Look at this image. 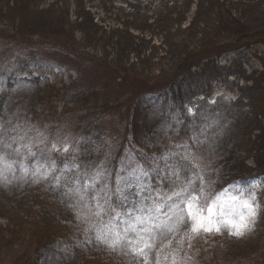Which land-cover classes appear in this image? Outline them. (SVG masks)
I'll return each instance as SVG.
<instances>
[{
	"label": "rangeland",
	"instance_id": "rangeland-1",
	"mask_svg": "<svg viewBox=\"0 0 264 264\" xmlns=\"http://www.w3.org/2000/svg\"><path fill=\"white\" fill-rule=\"evenodd\" d=\"M262 31L264 0H0V153L19 148L0 161V264L29 255L35 264H137L98 242L90 225L140 206L147 214L148 198L173 190L171 168L189 153L204 176L205 216L211 207L215 218L239 221L253 191L259 207L241 237L223 227L195 233L189 222L161 264H171L169 253L177 264H264V42L239 45ZM226 44L195 61L199 48ZM52 161L49 178L34 183ZM137 165L143 174L125 187ZM98 171L94 201L85 183ZM190 175L179 172L181 181ZM155 259L156 250L148 264Z\"/></svg>",
	"mask_w": 264,
	"mask_h": 264
},
{
	"label": "snow or ice",
	"instance_id": "snow-or-ice-1",
	"mask_svg": "<svg viewBox=\"0 0 264 264\" xmlns=\"http://www.w3.org/2000/svg\"><path fill=\"white\" fill-rule=\"evenodd\" d=\"M191 110L189 109V112ZM22 139V137H21ZM195 140L196 137H193ZM11 145L9 143H3L4 149H9ZM24 147L28 148V156L35 157L36 152L31 151V147L25 145ZM187 147V146H185ZM52 148L56 151V146L53 145ZM64 151L67 152L68 148L65 147ZM14 154H19V148L13 149L12 152H3L0 153V161H6L10 156ZM167 160V157H163ZM198 157L194 154L189 153L188 156H181V161H187V163L178 162L171 171L174 172L177 179L172 181L175 186L171 192L165 193L163 196H157L159 199H153L149 197L148 199L152 200V207L147 209V214L145 209L140 206L137 208L139 214L133 215L132 211H127L123 216L119 212H115V215L110 217L108 222L101 220L100 226L97 228L93 223L90 226L96 228V240L102 244L108 246L112 251H124V254L127 255L129 252L133 254L134 257L138 258L137 264H148L149 253L156 250V259L155 264H161L160 253L163 252L165 247L171 245L172 239H175V233L180 230V228L188 225L190 222V230L195 233H199L201 230L205 233L211 234L213 231L217 234L221 232V228L228 230L229 235H234L241 237L245 234V230H250L249 224L254 222L256 216V208L259 207V202L257 201L256 193L253 191L249 194V199L241 201L244 208L248 209L247 216L244 214H239V221L234 220L231 216H223L221 214L220 219L215 218V214L212 211V208H208V215L205 216L200 209L199 201L202 198V194L205 191L204 188V176L202 175L198 161ZM12 163H4V168L7 170L12 169ZM75 167V165H73ZM55 168V161H52L49 168L43 173L40 172L39 168L33 173V182H39L35 177H40V179L47 180L50 173ZM181 169L187 170L191 173L186 180L181 181L179 177V172ZM25 171H27L25 169ZM143 174V170L139 165L135 169L129 171L128 177L124 179L125 187L130 186L132 183H135L139 176L137 173ZM103 175L102 171H98L91 178V185L87 182L85 183V191L88 187L91 186L94 190V195L92 199L95 201L99 196V191H103V188L99 191L95 190V183L99 181L100 177ZM5 182L10 183L7 176L4 177ZM54 183L59 184V177H53ZM197 181L199 185L197 186ZM74 183L79 184V180ZM258 186L257 182H254ZM107 185H104L106 188ZM79 194V188L76 189ZM232 199H238L237 197H232ZM80 200H85L84 195H80ZM143 202L141 201V205ZM255 205V206H254ZM73 207V205H69ZM85 208L89 209V212H92L89 203L85 201ZM167 206V211L163 209ZM93 207L97 209L96 212L92 215L99 217L103 211V206L97 201ZM215 207V203L213 206ZM154 214V215H153ZM164 215L167 217L166 221L158 222L159 216ZM77 218H81V214L77 212ZM251 218V220H249ZM119 221V223H117ZM168 221H172L171 224H168ZM145 225H148L147 227ZM158 230V231H157ZM168 233H171V238L168 237ZM167 243H164V241ZM157 242H159V249L157 250ZM169 256H172L171 264H177L176 256L173 253H169L163 256L164 261L169 260Z\"/></svg>",
	"mask_w": 264,
	"mask_h": 264
},
{
	"label": "trees",
	"instance_id": "trees-1",
	"mask_svg": "<svg viewBox=\"0 0 264 264\" xmlns=\"http://www.w3.org/2000/svg\"><path fill=\"white\" fill-rule=\"evenodd\" d=\"M239 45L241 44H253V43H259V42H264V31L247 36H241L239 37ZM226 48H230L227 44L225 45L224 49H219L215 46H211L210 48L207 47H202L199 48V50L197 51V56L194 57L195 61H201L203 59H211L216 53L215 51L218 50L217 55H220L223 53V51ZM189 61V59L183 60L181 62L182 66H186L187 62ZM123 79L122 78H118V82H121ZM129 88L132 90V92L134 94H138L141 92V89L139 87V85L137 83H127ZM167 88V84L165 86V88L162 90L164 91ZM0 234H2L0 232ZM32 254V253H31ZM41 258V257H40ZM97 258V257H96ZM37 260H39V256H37ZM103 261V262H102ZM117 260L114 257H110V258H103L102 260L98 259V264H116ZM36 263V257H34V255H29L27 257H23L22 259H18L17 262H15L14 264H35ZM87 263L89 264H95V262L93 261V259H88Z\"/></svg>",
	"mask_w": 264,
	"mask_h": 264
}]
</instances>
